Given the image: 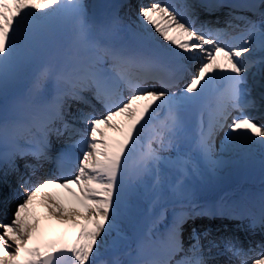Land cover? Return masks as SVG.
Returning a JSON list of instances; mask_svg holds the SVG:
<instances>
[{"label":"snow or ice","instance_id":"1","mask_svg":"<svg viewBox=\"0 0 264 264\" xmlns=\"http://www.w3.org/2000/svg\"><path fill=\"white\" fill-rule=\"evenodd\" d=\"M193 7L161 0L141 3L134 25L138 43L133 44L120 38L115 22L111 29H97L90 23L83 0H0V93L34 56L39 40L57 25L69 28L73 45L70 59L33 77L21 114L13 107L12 115L0 116V160L17 170L16 159L30 156L33 162L24 166L35 170L51 158L52 134L59 138L67 133L68 147L81 152L74 171L62 168L59 177L35 184L21 176L22 202L7 222L0 223V264H212L205 256L212 245L205 250L195 228L188 247L184 246V225L207 214L190 206L174 215L163 234L153 230L164 210L149 217L134 258L101 259L126 238V222L135 212V187L141 179L152 177V200L157 202L162 197L157 170L166 162L178 173L171 188L175 195H182L179 177L199 171L197 160L183 150L185 114L190 110L197 112L192 149L210 168L219 163L215 141L221 132L222 147L258 146L264 151V122L250 114L264 103L258 104L246 86L249 76L253 85L260 83L252 69L264 65V56L253 58L256 49L264 52V12L259 23L232 16L226 28L196 27ZM247 7H264V0ZM228 29L239 31L229 36ZM97 30L109 31L111 37L98 39ZM157 39L162 50L146 46ZM176 64L183 72L173 67ZM51 80L55 87L49 95L46 87ZM148 80L159 87L144 86ZM124 88L128 95H123ZM86 91L101 105L99 114L77 109L69 123L65 119L68 102L90 105L83 95ZM260 99L264 102V93ZM119 116L126 117L123 125L114 119ZM77 121L85 125L83 131L76 127ZM106 129L117 136H109ZM167 151L175 152L174 160L167 161L161 154ZM49 188L63 189L73 205L66 207L52 193L44 196L50 217L63 225L59 231L43 230L31 210L38 194ZM260 224L264 226V213ZM225 247L233 256L245 254L231 241ZM241 264H264V249L258 259L241 260Z\"/></svg>","mask_w":264,"mask_h":264},{"label":"bare ground","instance_id":"2","mask_svg":"<svg viewBox=\"0 0 264 264\" xmlns=\"http://www.w3.org/2000/svg\"><path fill=\"white\" fill-rule=\"evenodd\" d=\"M123 1H125V0H123ZM142 1L147 2L149 0H142ZM136 8H138V6ZM123 17L124 18L120 19L121 22L118 23L120 25V28H118V26H116L115 31L118 32L121 39H123L129 43H133V44L138 43L137 37H136L137 29L134 26H132V22L136 23V16L132 12L123 11ZM202 17H204V18L201 20L200 26L203 24L206 26L214 27V28H220L221 23L218 19L220 17V14L217 17L205 18V15H203ZM209 19H211V20H209ZM195 24H196V27H200V26H198L197 21H195ZM60 28L62 29V26L57 25L51 32H49L48 34L43 36L37 44V50L40 51V53H43V56L42 55L39 56V60H40V64L38 67L39 72L43 68L49 67L50 65H52L54 70H55L57 67H59L61 64H63L65 62V60H67V58H64V60H63L62 58L58 59V57H57L58 54L63 53L64 47L66 46L65 44H67L63 41V39L59 35V29ZM106 28L111 29L109 27H106ZM229 30L230 29H228V31ZM232 32H233V30H231V33ZM101 36L104 40H107V36L109 38L111 37V32L103 31ZM146 46L156 47V48H159L161 50L164 47L162 42L159 41V39H157L156 41H154L151 44H148ZM41 58H42V60H41ZM173 67L177 71L183 68L179 64L173 65ZM256 80L260 82L259 84H262L264 81L263 78L256 79ZM184 82L185 81L182 80L180 82L179 86H182ZM152 86L159 87V84L156 81H152L146 87H152ZM54 87H55L54 80L47 82L46 94L52 93L54 90ZM221 87H222V85H221ZM172 91H178V89L177 90L172 89ZM85 94H87V93H85ZM5 101L9 104V113H8L9 116L12 115V113H13V107H15V111L17 114L22 113V111H20L16 105L15 94L8 95L5 98ZM69 102H77V101L71 100ZM77 103H80V102H77ZM80 104L89 108L92 112L96 111V113L99 114V109L93 108L89 104H84V103H80ZM162 113H163V111L161 113H159L160 119H161ZM71 115H73L72 112H71ZM260 116L264 117V115H260ZM114 119L117 123H119L121 125H123L126 121V117H123V116L115 117ZM256 119L258 121L264 122V118H262V117L261 118L258 117ZM186 120H187V125H188L187 128H188V130H190V127L192 125V121L189 120V118H186ZM101 127H103V126H101ZM106 131L107 132L109 131V133H110L109 136H113L111 134H115L114 136H117V133H115L111 130L106 129ZM192 138H193V135H192V137H190V138L186 137V139H185V141L188 142L190 147H192V145H191ZM49 139H50V141H52V140L57 141L58 139H60V137L58 138L55 134H52ZM75 139H79V135H77L75 137ZM216 140H217V138H216ZM222 140H223V137L220 138V143L217 140L219 144L215 142V156L219 160V163L215 168H210L209 166H206V167L202 166V164L205 160L196 156L194 151H189V154L192 155L195 160H197V164H198V168H199V171L196 173V175H193L190 172H186V173L190 174V179L194 182V185H193V187H189L186 184L187 179H186V181L182 180L183 181L182 182L183 183V189H182V195H180V196L185 202L182 204V207H179V205H177L178 207L169 206L165 209V215H168L169 213H171L173 211L178 212L181 210H186L189 208V206H191L192 208H194L196 210L207 211L208 215L205 214V215H202L201 217H200V215L196 216L198 218L196 222H199V220L202 218L204 220L208 221V223L211 222V227H210L211 231L210 232H205V234L203 232H200V228L196 225V223H194V219L189 220L184 225V226H186L187 224H195L196 225L195 229L197 230L198 233H200L201 244L203 245V247L206 250L208 249V247L210 245L214 246L217 244L214 241L209 242V241H211L210 239H212V236H220L222 238L220 241V244H224L222 247H224L225 249H226L225 246L227 244L226 242L228 241V238H232V241H233L235 236H238L240 239L239 242H245L246 236L243 235L242 233H240L242 231L236 226L237 224H239V226H241V227H242V225H244L246 227L245 230H246V232H248V236L250 238L249 240L247 239V242H253V245H257L259 243V241L264 240V232L260 231L257 223L256 222L254 223V221L251 218H246V220H244V221L229 220L230 215L232 214V208L236 207L241 202L246 203V205H245L246 214L252 213L250 211V210H252V206H251L250 202L247 201L245 198H239V197H247V198L249 197L252 200L255 199V200L259 201L262 198H264V186L260 188V190H259L260 193H259V196L257 197L256 193H258V190H250L249 194H247V193H245V194H235V193L232 194L229 192V187L226 185L227 179H229L231 177V173H234V172H239V171H242L245 169L251 170L252 168H256L259 171H261V174L264 173V151H262L258 146H250L248 148H242V149H233L230 147H222ZM185 141H184V145H183V150L187 149V145L185 144ZM69 143H70V141H69ZM64 145H66V143ZM58 146H62V145H58ZM153 146L155 147V145H153ZM0 150H2V149H0ZM60 153L65 154L62 159L66 160L65 164L61 163V162L58 163L62 168H64V165H66L67 163H68L67 165H69V167H72L73 163L74 162L77 163V158L81 155V152L78 150L73 151L71 153H68V147L63 148ZM48 154L50 157L52 156L50 151L48 152ZM161 154L167 158V161L174 160L175 155H176L175 152H163ZM53 160H54L53 158H50L49 160L44 162L41 166L37 167L35 170L29 168L33 172L32 175L34 177V180H31L30 182L35 184L37 181H40V180L47 178V177H59V175L61 174V171H57V170L52 171L49 169V167L54 165L55 160H54V162H53ZM27 162L28 163L33 162V158L28 156ZM2 163H3V161L0 160V175L6 170V166H3ZM169 165L170 164L166 162L165 165L159 169L161 180H163L164 177L166 176L165 169ZM59 169H61V168L59 167ZM131 170H135L134 166L130 167V171ZM13 172H15V171L13 170ZM18 177L21 180V175L18 174ZM149 178L150 177L144 178V179H142V181H144V182L146 181V183H147ZM203 178H205L206 181L204 184H200L199 180H201ZM168 179H171V178H168ZM170 185H173V184H170ZM73 187H75V185H73ZM47 190H48V192H46V193H52L54 195H57L62 200H64L66 207H72L73 206L69 202V198L67 196V193L63 189L49 188ZM77 191H79V189H77ZM46 193L45 194L41 193V195L38 194L36 200L34 201L33 205L31 206V210L40 219L41 228L43 230H47L48 228H51L53 230L59 231L60 229L63 228V225L57 224V222L50 217L47 207L42 202ZM151 193H152V189H150L148 191V196ZM18 198H20V197L17 196L14 199H12L11 201H6V202L5 201L3 202V199L0 198L1 209L2 208H4V209L10 208V212H8V214L3 215L2 213H0V220L2 221L4 219L2 223L7 222L6 217H8L9 214L14 211L15 206L18 204V203H16ZM205 199L209 200L206 205H204L202 202V200H205ZM202 205H204V206H202ZM155 206H158V202H154V207ZM160 208L161 207H159V209ZM1 209H0V211H1ZM11 209H12V211H11ZM139 210H140V213H137L136 215H134L135 219H139L141 216H143V218L148 219L151 216L157 215L155 210L152 211L151 213L143 214L141 204H139ZM214 210H217V212L219 214H223V215L227 214L228 216L225 215L226 218H224L222 220H220L217 217H210L211 213ZM165 215H163L161 217L162 220L163 219L166 220ZM133 220H134V218H133ZM219 221H221V223ZM168 224H166V225H168ZM132 225H133L132 221L128 220L126 222V228L131 229ZM136 225L138 226V222L136 223ZM219 225H221V226H219ZM156 227H158V226H156ZM0 231H2V229H0ZM137 236L140 237V240L142 241L143 236H141L140 234H138ZM183 241H184L185 248H187L189 243L191 242L190 236L189 237L183 236ZM125 246L126 245L123 243V241H120L118 244V247L115 250L111 251L110 255L116 254V255H119V257H120L121 248L125 247ZM244 246H251V243H247ZM221 249L222 248H220V250H218V252L224 251ZM107 252L108 251L104 252L103 255L101 256V258L106 257ZM213 253H214V251H211L210 253L207 252L206 256L208 257L209 255H212ZM255 256H256V259L259 258V254H255L254 257ZM216 257H217L216 259L210 260V261H212V264H221V262L219 260H221L223 257L222 256H216ZM230 264H235V263H230Z\"/></svg>","mask_w":264,"mask_h":264},{"label":"rangeland","instance_id":"3","mask_svg":"<svg viewBox=\"0 0 264 264\" xmlns=\"http://www.w3.org/2000/svg\"><path fill=\"white\" fill-rule=\"evenodd\" d=\"M138 0H136L135 1V3H134V1H131L130 3L131 4H129V9H132V11H134V15L136 16V12H137V10L138 9H135V7L136 6H138V5H140L142 2H140L139 4H138ZM161 2H172V3H175L176 5H178V6H182V5H184V4H187L186 3V1L184 2V0H161ZM184 2V3H183ZM263 12H264V9H263ZM260 19H261V17H259L258 18V20L256 21L257 23H259V21H260ZM62 26V30H65V29H67L68 27L67 26H65V25H61ZM62 30L61 31H59V32H62ZM68 30V36H71V32H70V30L69 29H67ZM72 38V37H71ZM261 56H264V52H262V51H260L259 49H256L255 51H254V53H253V58L254 59H258L259 57H261ZM37 62H38V59H36V57L35 56H33L30 60H28L21 68H20V70L18 71V74L16 75V77L13 79V80H11V81H9V83L7 84V86L5 87V89H4V91L2 92V93H0V98H3L4 96H5V94H6V92H8V91H10V90H12V91H25V90H28L29 89V86H30V82L32 81V79H33V75L35 74V72H34V70L33 69H36V65H37ZM33 68V69H32ZM260 69H264V65H261V64H257V65H255L254 67H253V69H252V72L253 73H256L257 71H260ZM261 72V71H260ZM262 73V72H261ZM31 79V80H30ZM252 83H253V81L252 80H248V84H250L251 86H252ZM167 152H169V151H167ZM189 152V151H188ZM135 173V172H134ZM167 176H170V177H172V174H170V175H167ZM167 176H166V178H167ZM134 177H135V174H134ZM173 177H174V180H176V174L175 175H173ZM185 181H186V179H184ZM169 179H167V180H164V182H162L163 184H162V188H163V190H165V191H167V184L169 183ZM183 182V181H182ZM187 183V185L189 186V187H193V183L191 182V181H186ZM134 183H135V180H134ZM147 184H148V181H147V183H146V181L144 182V181H142V179L139 181V183H137L136 184V187H135V195H134V199H135V212L133 213V214H137V213H140V210H139V204H143V206H142V210L145 212V207H146V205L144 204V203H141V196H142V194H145L146 193V190H144V187H147ZM5 185V184H4ZM13 188L15 189H17V185H15V184H13ZM14 193H17V192H15V190L13 191ZM18 194V193H17ZM42 194H45V193H42ZM21 195H22V193H21ZM166 196V199H164V200H161L160 201V206L163 204V206H164V208H166V207H168V206H171L172 204H175V202H177V200H180L181 199V196L179 195L178 197L179 198H175V197H172V196H170V195H165ZM181 201H182V199H181ZM177 204V203H176ZM175 204V205H176ZM179 204V207H182L181 205H182V203L180 202V203H178ZM174 207V206H173ZM164 208H162V209H164ZM162 209H160V210H157L158 212H161V210ZM172 214H175V212L174 213H172ZM132 217V216H131ZM173 217L174 216H171V215H169V216H167V219L171 222L172 221V219H173ZM130 220H131V218H130ZM146 221L147 220H144V219H140L139 220V222H140V224H142V227H144V225H146ZM203 225H204V227H205V222L203 223ZM141 226V225H140ZM160 228V227H159ZM159 228H157L156 230H158ZM185 232V231H184ZM183 232V235L184 234H187V236L188 235H190V233H188V232H186V233H184ZM126 233H127V235H126V238H125V240H122L123 242H125L126 243V246H128V247H125V248H123V249H121V252H123V256H127V253L129 252V251H131L130 250V247L132 246V242H133V240H127V236H129L130 237V239H132L134 236H136L137 234H143V229L141 228V227H139V226H137L136 224H135V222H133V225L131 226V229H128V228H126ZM218 240V238H214V241H217ZM217 242H219V241H217ZM216 248H219V247H216ZM126 249H128V250H126ZM212 249H214V248H212ZM108 253V252H107ZM133 258V257H132ZM104 259H109V253L107 254V256L104 258Z\"/></svg>","mask_w":264,"mask_h":264}]
</instances>
